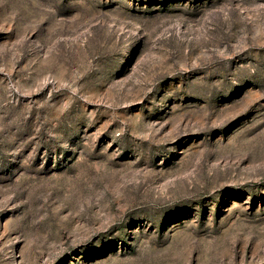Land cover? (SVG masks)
Listing matches in <instances>:
<instances>
[{"label":"rangeland","instance_id":"rangeland-1","mask_svg":"<svg viewBox=\"0 0 264 264\" xmlns=\"http://www.w3.org/2000/svg\"><path fill=\"white\" fill-rule=\"evenodd\" d=\"M0 264H264V0H0Z\"/></svg>","mask_w":264,"mask_h":264}]
</instances>
